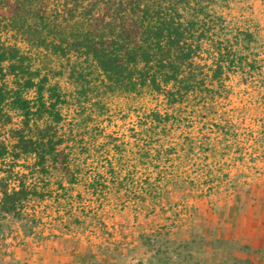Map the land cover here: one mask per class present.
Listing matches in <instances>:
<instances>
[{
    "label": "trees",
    "instance_id": "16d2710c",
    "mask_svg": "<svg viewBox=\"0 0 264 264\" xmlns=\"http://www.w3.org/2000/svg\"><path fill=\"white\" fill-rule=\"evenodd\" d=\"M222 22L208 0H0V214L54 216L55 237L95 234L116 210L218 193L229 173L199 166L230 141L193 134L210 121L237 130L222 123L227 80L258 68L240 51L254 34ZM120 93L162 108L119 123L109 99Z\"/></svg>",
    "mask_w": 264,
    "mask_h": 264
},
{
    "label": "rangeland",
    "instance_id": "374dc122",
    "mask_svg": "<svg viewBox=\"0 0 264 264\" xmlns=\"http://www.w3.org/2000/svg\"><path fill=\"white\" fill-rule=\"evenodd\" d=\"M208 1L223 18L221 32L254 34L252 42L240 44V51L250 60L255 57L258 67L247 74L242 67L234 68L237 72H231L227 80L230 96L219 105L226 111L222 123H233L237 130L223 136L211 124L217 122L210 121L211 129L193 134L230 141V146L204 154L207 162L199 166L229 173L221 190L209 198L176 191L174 206L153 214L133 207L116 210L104 216L107 227L95 234L55 237L51 231L58 233L61 228L54 216L34 223L0 214V264H34L48 239L76 250V259L66 264H264V0ZM42 55L48 67L59 66L46 50ZM58 79L65 84L64 76ZM160 99L120 93L109 100L121 123V115L127 114L132 121L143 111L162 108Z\"/></svg>",
    "mask_w": 264,
    "mask_h": 264
},
{
    "label": "crops",
    "instance_id": "0c3cea01",
    "mask_svg": "<svg viewBox=\"0 0 264 264\" xmlns=\"http://www.w3.org/2000/svg\"><path fill=\"white\" fill-rule=\"evenodd\" d=\"M76 250L67 248L59 240L48 239L43 243L34 264H66L76 259Z\"/></svg>",
    "mask_w": 264,
    "mask_h": 264
}]
</instances>
